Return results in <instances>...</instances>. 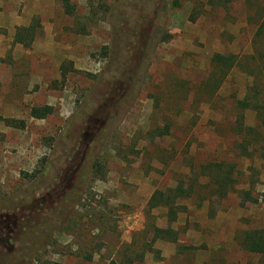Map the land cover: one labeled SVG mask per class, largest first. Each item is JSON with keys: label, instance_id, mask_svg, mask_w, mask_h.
Masks as SVG:
<instances>
[{"label": "rangeland", "instance_id": "374dc122", "mask_svg": "<svg viewBox=\"0 0 264 264\" xmlns=\"http://www.w3.org/2000/svg\"><path fill=\"white\" fill-rule=\"evenodd\" d=\"M173 1L70 0V15L62 0H0V263L119 262L159 227L178 240L137 264H264L242 246L264 228V170L243 184L260 162L240 158L231 126L249 79L235 69L219 92L204 88L212 56L252 54L264 0ZM31 26V47L16 43ZM221 160L238 164L256 204L238 193L201 204L198 187L175 222L150 207Z\"/></svg>", "mask_w": 264, "mask_h": 264}, {"label": "trees", "instance_id": "16d2710c", "mask_svg": "<svg viewBox=\"0 0 264 264\" xmlns=\"http://www.w3.org/2000/svg\"><path fill=\"white\" fill-rule=\"evenodd\" d=\"M64 1L66 12L74 15L75 7L70 0ZM230 2V1H229ZM173 7L180 5V0H174ZM192 20H196L193 18ZM35 41V27L19 29L15 36V42L31 47ZM253 49L252 54L245 57H239L235 54H215L211 58L212 72L204 81V88L211 90L213 93L219 92L223 84L228 80L235 69H240L249 79L246 86L245 94L242 99L233 95V105L238 114L232 123V129L239 138L236 148L240 158L247 159L250 162L255 160L260 162V168L248 165L244 172H248V181L243 184L247 186H256V177L260 171L264 170V19L257 24L255 34L251 40ZM53 113L52 107L33 108L31 116L38 120L46 119ZM169 125L164 129H155L154 134L166 136L169 134ZM238 164L221 160L210 162L201 166L200 174L197 179L188 183L185 187L184 182L180 181L174 189L166 191H157L151 198L149 205L152 209L163 207L167 209V217L170 222H175L179 214L185 209L184 206L178 205L180 199H190L196 192L197 188H208L209 195L204 197L201 204L208 202L212 204L215 199H224L231 193H238L241 198V206L247 203L256 204L258 199L253 195L252 189H238L242 186V181L238 180ZM243 172V173H244ZM245 173V174H246ZM207 178L208 183H202L201 179ZM73 203H79L78 198L73 196ZM210 216L214 217L215 212L211 211ZM157 240H169L176 242L178 233L172 228H153V236L146 240L144 245L135 246L132 244L126 250L119 262L112 261L110 264H137L145 260L148 253L158 254L155 251L154 243ZM243 248L255 255H264V228L248 230L243 233ZM155 254V253H154ZM5 263V262H4ZM3 264V263H0Z\"/></svg>", "mask_w": 264, "mask_h": 264}, {"label": "flooded vegetation", "instance_id": "af4514ba", "mask_svg": "<svg viewBox=\"0 0 264 264\" xmlns=\"http://www.w3.org/2000/svg\"><path fill=\"white\" fill-rule=\"evenodd\" d=\"M0 230H1V228H0ZM2 241H3V240H2V238H1V234H0V243H2ZM1 245H2V244H0V247H1Z\"/></svg>", "mask_w": 264, "mask_h": 264}]
</instances>
